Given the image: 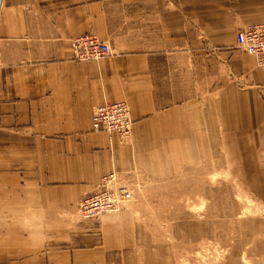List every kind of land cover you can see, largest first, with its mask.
Here are the masks:
<instances>
[{"label":"crops","instance_id":"obj_1","mask_svg":"<svg viewBox=\"0 0 264 264\" xmlns=\"http://www.w3.org/2000/svg\"><path fill=\"white\" fill-rule=\"evenodd\" d=\"M262 21L264 0H0V264H113L132 212L80 219L81 196L218 144L264 204V67L234 38ZM90 32L109 52L75 60L68 40ZM121 100L126 143L91 127Z\"/></svg>","mask_w":264,"mask_h":264},{"label":"rangeland","instance_id":"obj_2","mask_svg":"<svg viewBox=\"0 0 264 264\" xmlns=\"http://www.w3.org/2000/svg\"><path fill=\"white\" fill-rule=\"evenodd\" d=\"M226 155L218 144L194 165L121 181L131 191L121 210H131L135 238L112 263L264 264L260 190Z\"/></svg>","mask_w":264,"mask_h":264},{"label":"built area","instance_id":"obj_3","mask_svg":"<svg viewBox=\"0 0 264 264\" xmlns=\"http://www.w3.org/2000/svg\"><path fill=\"white\" fill-rule=\"evenodd\" d=\"M234 38L244 53L254 57L256 66L264 67V21L243 25ZM68 46L75 60L96 59L110 50L106 41L91 32L70 38ZM91 119L94 131L114 132L122 143L131 137L132 120L128 104L123 100L98 104L93 108ZM92 191L77 202L80 219H95L100 214L120 210L131 193L114 172L102 175Z\"/></svg>","mask_w":264,"mask_h":264}]
</instances>
